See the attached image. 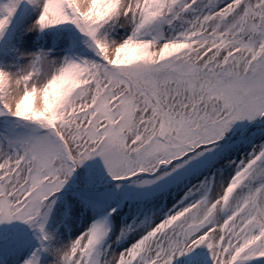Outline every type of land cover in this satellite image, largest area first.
I'll use <instances>...</instances> for the list:
<instances>
[{
  "label": "snow or ice",
  "instance_id": "obj_1",
  "mask_svg": "<svg viewBox=\"0 0 264 264\" xmlns=\"http://www.w3.org/2000/svg\"><path fill=\"white\" fill-rule=\"evenodd\" d=\"M0 264H264V0H0Z\"/></svg>",
  "mask_w": 264,
  "mask_h": 264
}]
</instances>
